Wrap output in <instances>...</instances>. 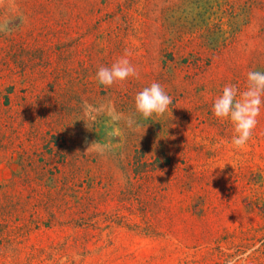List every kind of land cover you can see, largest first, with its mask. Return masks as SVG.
<instances>
[{"label": "rangeland", "instance_id": "1", "mask_svg": "<svg viewBox=\"0 0 264 264\" xmlns=\"http://www.w3.org/2000/svg\"><path fill=\"white\" fill-rule=\"evenodd\" d=\"M63 1L0 0V264H264V107L242 150L212 110L264 72V0H135L133 29H115L126 44L96 35L82 60L42 35L75 6ZM126 49L139 79L101 85ZM154 81L174 102L146 120L134 97ZM83 100H111L139 129L121 121L109 141ZM85 139L113 149L85 153Z\"/></svg>", "mask_w": 264, "mask_h": 264}, {"label": "clouds", "instance_id": "2", "mask_svg": "<svg viewBox=\"0 0 264 264\" xmlns=\"http://www.w3.org/2000/svg\"><path fill=\"white\" fill-rule=\"evenodd\" d=\"M7 31V26H0V32ZM131 55V50L126 49L124 55L115 60L111 66H100L96 72L98 82L105 87H112L114 84L127 81L130 77L139 79L140 73L129 59ZM134 100L136 113L146 120L154 115L164 116L174 102L173 97L168 95L164 87L156 81L137 92ZM81 107L84 116L82 121L89 130L98 116L105 115L109 118L110 125L106 131L109 141L119 137L121 130L114 125H119L121 121L129 130L139 129L135 117L133 115L125 116L117 111L111 100L99 104L83 100ZM262 107H264V72L261 71L247 73L245 90L240 91L235 85L229 84L224 86L222 94L214 99L213 114L219 119H228L233 124L235 134L231 139V145L234 149H244L252 139ZM85 144L88 145L85 153L95 152L100 156H104L113 149L111 142L101 143L96 140L89 145L85 139ZM228 264H234V262L230 260Z\"/></svg>", "mask_w": 264, "mask_h": 264}, {"label": "trees", "instance_id": "3", "mask_svg": "<svg viewBox=\"0 0 264 264\" xmlns=\"http://www.w3.org/2000/svg\"><path fill=\"white\" fill-rule=\"evenodd\" d=\"M70 1L73 0L63 1V4L70 8ZM134 1L74 0L75 6L56 20L53 25L49 24L48 28L42 30L44 31L42 35L51 39L53 43L49 48L61 60H66L70 54L77 55L78 59L82 60L83 54L87 53L89 58L91 55L88 48L94 42L96 35L107 33V39L112 44H126L115 29L121 27L123 35L128 34L133 29L129 20L132 14L126 12L124 7L133 6L132 2ZM106 7L108 8L105 9ZM133 32L134 35H137V32ZM130 47L136 48L134 45H130ZM45 49L46 47L36 44L32 47H27L25 52L32 60L41 61L46 58ZM44 144V149L53 154V151H55L53 145L49 141ZM40 157L42 158V156ZM50 169L52 172V168Z\"/></svg>", "mask_w": 264, "mask_h": 264}]
</instances>
